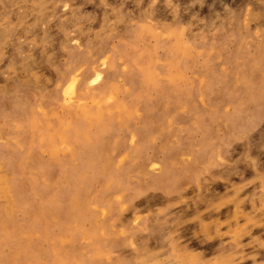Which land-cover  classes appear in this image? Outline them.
I'll use <instances>...</instances> for the list:
<instances>
[{"label":"rangeland","instance_id":"1","mask_svg":"<svg viewBox=\"0 0 264 264\" xmlns=\"http://www.w3.org/2000/svg\"><path fill=\"white\" fill-rule=\"evenodd\" d=\"M0 14V37L8 35L5 17L12 23L0 40V91L7 93H0V185L7 188L15 172L22 188L41 184L40 195L25 199L26 211L3 193L11 242L4 256L17 264H264V99L254 100L264 92V0H0ZM253 15L260 21L252 23ZM216 43L231 58L211 54ZM187 47L196 51L190 61L180 52ZM176 56L182 69L172 68ZM156 57L160 89L151 81ZM237 61L250 66V87L236 77ZM27 103L33 129H15L4 118ZM115 103L121 107L108 111ZM105 121L113 125L101 131ZM81 122L95 144L88 150ZM208 135L209 152L200 153ZM42 138L48 147L29 143ZM164 164L168 193L155 180ZM71 171L79 172L74 186L87 188L86 216L103 196L112 213L105 228L86 218L84 234L95 227L88 237L74 232L75 191L65 189ZM113 182L131 185L122 204L120 191L107 190ZM61 191L68 198L54 221L43 209ZM40 225V233L31 229ZM145 240L146 249L136 248Z\"/></svg>","mask_w":264,"mask_h":264},{"label":"bare ground","instance_id":"2","mask_svg":"<svg viewBox=\"0 0 264 264\" xmlns=\"http://www.w3.org/2000/svg\"><path fill=\"white\" fill-rule=\"evenodd\" d=\"M14 1H17V2H21V0H14ZM161 4V3H160ZM159 4V5H160ZM150 5V4H149ZM167 8V7H166ZM113 9V8H112ZM163 9H165V8H163ZM209 9H211V8H209ZM114 11V10H113ZM168 11V10H167ZM210 11V10H209ZM240 11V10H239ZM170 12V11H169ZM241 13V12H240ZM1 15V14H0ZM238 18V17H237ZM145 20V19H144ZM236 20V19H235ZM239 20V19H238ZM260 21V18L259 17H257V16H254L253 15V18H252V23H257V22H259ZM144 22V21H143ZM4 23H5V31H7L8 32V35H9V33H10V31H12V23H11V17H5V21H4ZM131 23V22H130ZM146 23H147V21H146ZM169 23V22H168ZM167 23V24H168ZM171 24V23H170ZM132 25H133V23H132ZM139 26H141V25H139ZM195 26V25H194ZM149 27V26H148ZM141 28H142V26H141ZM116 29V28H115ZM192 29V28H191ZM190 29V30H191ZM169 30V34L174 38V32H175V30L174 29H172L171 30V28H169L168 29ZM153 31V30H152ZM156 31V30H155ZM141 32V31H140ZM218 32V31H217ZM216 32V33H217ZM262 32V31H261ZM223 32H219V34H218V37H220L221 36V34H222ZM157 34V33H156ZM213 34V33H212ZM8 35H2L1 37H0V40H2V39H5L6 37H8ZM107 35V34H106ZM178 35V34H177ZM156 36V35H155ZM243 36V35H242ZM217 37V38H218ZM185 38V37H184ZM186 40V39H185ZM184 44V43H183ZM174 46V45H173ZM176 47V46H175ZM174 47V48H175ZM179 46H177V48H178ZM236 48H237V46H236ZM212 53L211 54H217V55H223V56H225V54H224V52H223V47L221 46V45H219V44H217L216 43V45L212 48ZM180 52H184V55H185V57L187 58V60H192L194 57H195V55H196V51L192 48V47H187V48H185L184 49V51H180ZM148 53V52H147ZM205 53V52H204ZM208 53V52H207ZM129 57H133V58H135L136 56H137V52H132V53H130L129 55H128ZM149 56V55H148ZM225 57H227V58H231V56L230 55H228V56H225ZM148 58V57H147ZM31 60H33L32 59V56H31ZM140 60V59H139ZM139 60H138V65H139ZM160 61H161V58L160 57H156V59H155V62H156V68H155V78H154V80H151L152 82H154L155 83V87L157 88V89H160V86H159V84L157 83V80H158V74H157V71H158V65H159V63H160ZM236 65L237 66H239V69L236 71V73H235V75H236V77L238 78V80H239V82H240V84H243V85H245V86H247V87H250V83L248 82V80H249V67L250 66H247L246 64H244V63H242V62H240V61H237L236 62ZM259 66V64H258V62L257 61H255V66ZM114 68V67H113ZM139 68H140V70H142V71H145L143 68H141L140 66H139ZM172 68H180V69H182V67H181V61L177 58V56L175 57V61H173L172 62ZM150 70V69H149ZM243 70V71H242ZM244 71H247L246 73H244ZM146 72V71H145ZM179 75L181 74V76L182 77H184L183 76V74L182 73H178ZM231 73H229V75H230ZM113 77V76H112ZM179 77V76H178ZM175 79H176V81L177 82H180V77L179 78H176V77H174ZM112 79V78H111ZM147 80H148V78H147ZM182 80V79H181ZM185 80V78H183V81ZM186 81V80H185ZM228 81V80H227ZM230 81V80H229ZM188 82V81H187ZM230 83V82H229ZM229 83H227V84H229ZM195 85V84H194ZM110 86V85H109ZM187 86L190 88H193V84H192V82L191 81H189L188 83H187ZM208 86V79H207V77L206 78H203L202 79V87L203 88H206ZM116 89V88H115ZM0 93H3V95L4 96H6L7 95V93L5 92H2V91H0ZM63 93V92H62ZM188 96V95H187ZM264 99V92L263 93H261V94H259L254 100L256 101V102H258V101H262ZM95 100V99H94ZM87 103V102H86ZM99 103V102H98ZM103 103V102H102ZM101 104V103H100ZM121 103H115V104H111L112 106L110 107V109H108L107 108V110L108 111H111V110H113L114 108H120L121 107V105H120ZM98 105V104H97ZM51 106V105H50ZM107 106V105H106ZM187 106H191V103H190V101H186L185 103H184V107L186 108ZM98 107H100V105H98ZM102 108V107H101ZM68 109V108H67ZM90 109V108H89ZM105 109V108H104ZM230 109V108H229ZM26 110H28V113H26ZM54 110V109H53ZM87 109H86V107H85V111H86ZM91 110V109H90ZM99 110H100V108H99ZM81 111H83V110H81ZM127 111H129V110H127ZM186 111V110H185ZM33 112H34V107H32V104H30V103H27V104H20L18 107H16L15 108V110H14V112L13 113H11V114H9V115H7L4 119H6L7 120V122L9 123V124H12L13 125V127L15 128V129H20V130H24V129H26V130H31V129H33L32 128V126H34L33 125V122H34V119L35 118H33V116L35 115V114H33ZM92 112V111H91ZM52 113V112H51ZM83 113V112H82ZM90 113V112H89ZM89 113H87V114H89ZM99 113V112H98ZM97 113V114H98ZM27 114V115H26ZM54 114H55V112H54ZM92 114V113H91ZM90 114V115H91ZM31 115H32V117H31ZM36 115H37V113H36ZM49 115V114H48ZM70 115V114H69ZM52 116V115H51ZM88 116V115H87ZM86 116V117H87ZM57 117V116H56ZM93 117H96L95 115L93 116ZM63 118V117H62ZM41 118H39V120H40ZM97 119H99L98 117H97ZM102 119V118H101ZM43 120H44V118H43ZM46 120V119H45ZM58 120H60V117L58 118ZM111 120L113 121L114 119L113 118H111ZM237 120V116L236 115H233L232 117H230V118H228V121L230 122V123H233L234 121H236ZM88 122H89V124H91V125H93V124H95V123H92V122H90V120H87ZM97 121H99V120H97ZM43 122H45V121H43ZM42 122V123H43ZM47 122V121H46ZM24 123H27V126L25 127L24 126ZM58 123H59V121H58ZM97 124V123H96ZM227 124V123H226ZM2 125V124H1ZM50 125V124H49ZM112 125L113 124H110V123H108V122H106L105 121V124H104V127H102L101 128V131H103V130H105L106 129V127L107 126H111L112 127ZM4 126V125H3ZM40 126V125H39ZM58 126V125H57ZM67 126V125H66ZM80 126H81V133H84V134H86V130H85V128L86 127H84L85 125L83 124V122H81L80 123ZM101 126V125H100ZM169 126H171V125H169ZM37 126H35L34 128H36ZM38 128V127H37ZM54 128V127H53ZM95 128H96V126H95ZM4 129H6V128H4ZM9 129V128H8ZM76 129H77V127H74V128H72V132L73 131H76ZM97 129V128H96ZM50 130H51V128H50ZM78 130V129H77ZM52 131V130H51ZM0 132H3V130H1L0 129ZM89 132V131H88ZM50 131H49V135H50ZM52 134H54V132H52ZM76 134V133H75ZM96 134V133H95ZM107 134V133H106ZM105 134V135H106ZM39 135V134H38ZM69 135V134H68ZM82 135V134H81ZM97 135H99V134H97ZM63 137V136H62ZM61 137V138H62ZM94 137H95V135H94ZM92 138V140L94 139L95 140V138ZM100 137V136H99ZM98 137V138H99ZM210 137H211V135H208V136H206L205 138H204V142H203V144L200 146V148H199V150H200V153H208L209 152V148H210V145L208 144L209 143V140H210ZM70 138V137H69ZM72 138H74V137H72ZM86 138H87V140L86 141H83L84 142V144H85V146H86V149L85 150H88V149H90L92 146H95V144H91V142H90V138L87 136V134H86ZM77 139V138H76ZM75 139V141H77ZM100 139V138H99ZM34 140V139H33ZM64 140H65V137H64ZM73 140V139H72ZM79 140V139H78ZM81 142V141H80ZM95 142V141H94ZM97 142H98V140H97ZM139 142H140V140H139ZM29 143L30 144H35V146H38L39 147V149H40V146H42V147H48L47 146V142L42 138V142H40L39 140H37V142L36 143H33L32 141H30V139H29ZM74 144V143H73ZM75 145V144H74ZM84 146V147H85ZM124 146H125V144H124ZM67 149V148H66ZM65 149V150H66ZM78 150V149H77ZM137 151L139 152L140 151V147H138L137 148ZM55 153V152H54ZM56 154V153H55ZM52 155H53V153H52ZM54 157H55V155H53ZM11 160H13V157L12 156H10V154H8V156H7V161L8 162H11ZM236 160L237 159H232V160H230L229 161V164L230 165H235V163H236ZM149 167V166H148ZM38 168V167H37ZM36 169H33V168H28V170L27 171H30V172H34ZM164 170H167V171H163V173L159 176V177H157L155 180H156V184H157V186H159V189H161V190H163V192H169L170 190H171V188H170V185H171V180H170V174H169V172H168V169H167V164H164ZM37 172H40V169H38V171ZM35 173V172H34ZM27 174V176H28V173H26ZM4 175V178L2 177V180H1V182L4 180V179H7V176H9V175H5V174H3ZM53 175V174H52ZM78 175H79V172H75V171H71V173H70V176L72 177L71 178V180H68L69 181V184H67V186L66 185H64V183H63V185L64 186H66L65 187V189H67V190H74L75 191V200H74V202H73V206H75V208H76V212H77V217L75 218V222H76V226L75 227H73V228H75L74 229V232H76L77 234H80V235H86L87 234V237L90 235L89 233L91 232V230L93 229V227H92V229L90 230L89 229V233H86V234H84V231L80 228V224L85 220L86 221V218H89L90 217V215L89 216H86L87 214L85 213V211H83V207L85 206L86 207V205H83V197H82V195H83V193L84 192H86L87 191V188H86V186H81V187H79V188H76L74 185H76V183H77V181H78V179H77V177H78ZM214 174H212V176H213ZM21 176L22 175H18L16 172L15 173H13L12 175H10V179H9V181H7V184L9 183V186L7 187V188H4V186L2 187L1 185H0V264H17V260H16V258L15 257H12V256H4V253L2 252V247L3 246H9L10 244H11V242H10V240H9V234H8V231L7 230H9L10 229V227H9V221H8V219H7V217H8V214L6 213V211H5V209H7V205H6V203L4 202V200H3V193H7L9 196H10V198H11V202H12V204L14 205V207L16 208V209H19V208H21V209H24L25 211L27 210V207H25L26 205H27V203H28V201H26L25 202V199L26 200H29L30 198H31V196H35V195H40V185H38L37 186V188L36 189H33V185L31 184V183H29L28 182V184H24V187L22 188V185H21V182H20V180L19 179H21ZM24 176H25V173H24ZM33 176H34V174H33ZM42 176V175H41ZM31 177V176H30ZM30 177H28V179L30 178ZM54 177V176H53ZM56 177V176H55ZM32 179V178H31ZM47 180V179H46ZM49 180H51V179H49ZM49 180L48 181H46V182H48V183H50L49 182ZM53 180V179H52ZM53 182V181H52ZM66 182V181H65ZM33 183V182H32ZM39 184V183H38ZM49 185V184H48ZM47 186V185H46ZM50 186V185H49ZM48 186V187H49ZM52 186H54L53 184H52ZM51 186V187H52ZM245 185H243V187H244ZM56 187H57V185H56ZM50 188V187H49ZM49 188H44V192H47L48 190L47 189H49ZM53 189V188H52ZM54 189H55V186H54ZM131 189V185H127L126 187H124L123 189H121V188H118V189H116L115 188V182H113V183H111V185L110 186H107V190H109V191H113V192H115L116 193V190H118V191H120L119 193L121 194V200H120V203L122 204V202H123V197H124V195H126L127 193H128V191ZM135 189V188H134ZM151 190V189H150ZM49 191H50V189H49ZM54 191V190H53ZM60 191V190H59ZM109 191H108V193H109ZM200 191V190H199ZM198 191V192H199ZM239 191H242V189H240ZM52 192V191H51ZM50 192V193H51ZM103 192V191H102ZM43 193V192H42ZM48 193V192H47ZM49 193V194H50ZM66 192H60L59 194L60 195H57L56 194V196H55V198H51L50 200V203H48V205H49V207L50 208H48L49 210H45V209H43V213H44V215L47 217V215H50L53 219H54V221L56 220V221H58L59 220V218L60 217H62V215H63V210H62V207H63V203H62V200H65L66 198H68V195H66L65 194ZM100 193V192H99ZM118 193V194H119ZM196 193V192H195ZM49 194H47V195H49ZM85 194V193H84ZM46 195V196H47ZM86 195V194H85ZM42 196V195H41ZM111 196V195H110ZM44 197V195L42 196V198ZM99 197H100V195H99ZM88 198V197H87ZM125 198V197H124ZM36 199V198H35ZM109 199V198H108ZM86 200V199H85ZM84 200V201H85ZM104 196H103V199L102 198H98V197H96V201L94 202V204H95V206H96V212H94L93 214H92V217H91V219L92 220H96V221H98V227H101V228H103V226H104V228H105V223H104V221L108 218V216L110 215V214H112V213H108V209L107 208H105V202L107 201V199H106V201L104 202ZM43 201V200H42ZM38 202V201H37ZM86 202V201H85ZM88 202H89V200H88ZM231 202V201H230ZM226 203V202H225ZM225 203H224V205H225ZM239 203H240V201H239ZM26 204V205H25ZM86 204V203H85ZM133 204V203H132ZM45 205V204H44ZM43 205V206H44ZM24 206V207H23ZM88 206H90L89 204H88ZM93 206V205H92ZM113 206V205H112ZM84 207V208H85ZM133 207V206H132ZM30 209V211L32 212V209L31 208H29ZM94 209V208H93ZM106 209V210H105ZM84 210H86V209H84ZM88 210V209H87ZM113 210H115L114 209V207H113V209H112V211ZM93 211V210H92ZM92 211H91V213H92ZM131 211H136L135 209H133V210H131ZM130 211V212H131ZM238 212H239V210H237ZM34 212V211H33ZM106 212H107V214H106ZM34 213H36V212H34ZM38 213V212H37ZM85 213V214H84ZM89 213V212H88ZM39 214V213H38ZM11 215H12V213H11ZM32 215V214H31ZM79 215V216H78ZM104 216V217H103ZM13 216H11V218H12ZM45 217V218H46ZM99 217H103L102 218V221H99ZM49 218V217H48ZM47 218V219H48ZM151 218H152V215L150 214L149 216H148V220H147V222H146V226H147V228L149 229L150 228V226H151V222H152V220H151ZM13 219V218H12ZM39 219H40V216H39ZM38 219V220H39ZM44 219V218H43ZM60 219H62V218H60ZM90 219V218H89ZM89 219H88V221H89ZM90 219V220H91ZM147 219V218H146ZM44 220H46V219H44ZM60 221H62V220H60ZM59 221V222H60ZM115 221V220H114ZM14 222V221H13ZM59 222H57V223H59ZM63 222V221H62ZM87 222V221H86ZM117 222H120V221H117ZM37 223V222H36ZM61 223V222H60ZM89 224H90V221L88 222ZM116 223V222H115ZM65 223L63 222V224L61 223V227H62V233H64L65 231H64V228H65V225H64ZM105 224V225H104ZM121 224V223H120ZM127 224V223H126ZM125 224V225H126ZM116 225V224H115ZM82 226V225H81ZM89 225H87V227H88ZM121 226H123V224L121 225ZM41 225L40 226H33L31 229L33 230V231H35V232H37V233H40V229H41ZM126 227V226H125ZM17 228V227H16ZM86 228V227H85ZM95 228V227H94ZM144 228V227H143ZM5 230L7 231V233H5ZM66 230V229H65ZM64 231V232H63ZM142 231V230H141ZM93 233V235L94 236H97V232H96V235L94 234L95 233V231L94 232H92ZM94 236H92V237H94ZM104 236V235H103ZM21 237V236H20ZM25 237V236H24ZM49 237V236H48ZM26 238H28V236L26 237ZM30 238V237H29ZM33 238V237H32ZM57 238V237H56ZM89 238H91V237H89ZM65 239V238H64ZM98 239V238H97ZM107 239V238H106ZM31 241H33V239L31 240ZM92 241V240H91ZM57 242V241H56ZM60 243H61V241H59ZM92 242H95L94 240L92 241ZM100 242V241H99ZM32 243V242H31ZM30 243V244H31ZM37 243V242H36ZM41 243V242H40ZM48 243H50V240H49V242ZM51 243H52V241H51ZM59 243V244H60ZM27 244V243H26ZM99 244V243H98ZM97 244V245H98ZM57 246H58V243L56 244ZM61 245V244H60ZM135 245L137 246L136 248H141V247H143L144 249H146V247H147V245H148V240H145L144 242H143V244H141L140 242H136L135 243ZM29 247H30V245H28ZM38 246H39V241H38ZM50 246H53L52 244L50 245ZM56 246V247H57ZM62 246V245H61ZM64 247V246H63ZM62 247V248H63ZM35 248V247H34ZM142 248V249H143ZM30 249H32V247L30 248ZM37 249V248H36ZM52 249V248H51ZM53 249H56V248H54L53 247ZM41 250V249H40ZM141 249H139V251H140ZM30 251V250H29ZM28 251V252H29ZM42 251V250H41ZM138 251V250H137ZM145 251V250H144ZM31 252V251H30ZM36 252H38V249H37V251ZM35 252V253H36ZM43 252H44V250H43ZM51 252H52V250H51ZM146 252V251H145ZM12 253V252H11ZM10 253V254H11ZM39 253V252H38ZM47 253V252H46ZM140 253V252H139ZM141 253H143V252H141ZM20 254H22V253H20ZM42 254V253H41ZM40 254V255H41ZM54 254H58V252H54ZM24 255V254H23ZM36 257V256H35ZM52 257H54V256H52ZM33 258V257H32ZM39 258V257H38ZM24 259V258H23ZM41 259V258H40ZM44 259V258H43ZM66 259H69L68 257L66 258ZM47 261H48V259H46ZM49 260H50V258H49ZM52 260V259H51ZM50 260V262H52ZM54 260V259H53ZM54 261H56V260H54ZM27 262V261H26ZM49 262V263H50ZM43 263V262H42ZM41 263V264H42ZM56 263V262H55ZM54 263V264H55ZM58 263H59V261H58ZM27 264H29V263H27ZM63 264V263H62Z\"/></svg>","mask_w":264,"mask_h":264}]
</instances>
